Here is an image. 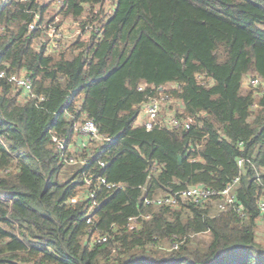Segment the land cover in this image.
Returning <instances> with one entry per match:
<instances>
[{
  "label": "trees",
  "instance_id": "1",
  "mask_svg": "<svg viewBox=\"0 0 264 264\" xmlns=\"http://www.w3.org/2000/svg\"><path fill=\"white\" fill-rule=\"evenodd\" d=\"M50 6L0 0V72L26 76L34 93L0 78V264H264V0H64L55 13L83 34L60 50L45 34ZM251 77L260 85L244 90ZM163 94L146 130L141 107ZM84 113L110 141L69 164ZM235 178L224 210L220 196L145 203Z\"/></svg>",
  "mask_w": 264,
  "mask_h": 264
},
{
  "label": "built area",
  "instance_id": "2",
  "mask_svg": "<svg viewBox=\"0 0 264 264\" xmlns=\"http://www.w3.org/2000/svg\"><path fill=\"white\" fill-rule=\"evenodd\" d=\"M21 2H24L25 0H20ZM51 3V5L56 6V8H61L64 6V0H47ZM96 13V11H95ZM85 18V16H83ZM70 19V18H69ZM40 20L39 13H35L33 17V21L28 25L29 30H34L37 27V23ZM54 20H58L57 18H54L52 22L49 23V25L45 28L47 38L49 39V49L50 50H60L62 48L69 47V43L72 40H75L77 37L82 36L83 31L79 28V23L77 24V27L71 28H65L64 22L66 19H64V22L57 26V22ZM72 20V19H71ZM63 21V20H61ZM76 22V21H75ZM92 27L87 26L85 28L86 31L91 30ZM40 45V44H39ZM0 78H6L9 82H11L16 88H19L22 90V96L24 99L34 97V93L32 90V83L31 81L24 75H10L7 76L4 71L0 72ZM260 79L258 77H251L247 79V84L251 87H256L260 85ZM170 98L163 94L159 98H152L147 100L143 103L141 107L140 117H139V123L142 125L146 130H151L159 120V116L162 110V105L169 102ZM164 123L168 127L172 128H178V127H185L186 129L190 126V120H186L184 122L174 118H166L164 120ZM75 130L83 140V142L80 144V147L73 148V155L68 158L69 164H76L77 162L83 160H80L77 158L79 154L82 153L83 149H86V144H90L91 142H103L110 139L103 137L99 134L97 127L95 126L94 122L87 116V114L82 115V122L78 125H76ZM53 141L56 143L57 148L60 150H64L67 144V140L64 137H57L53 136ZM88 149V148H87ZM79 157V156H78ZM241 161H239V164ZM103 165V163H100ZM238 178H235L231 183H229L222 191L217 192L211 189L204 188L201 185H195L192 187H189L188 189L181 191L177 194L168 196V197H162V198H154L151 200H145V203L147 204H156L158 206H164V205H176L178 203L179 199H189L192 200L194 203H201L210 200L214 196H220L222 198L221 203L219 204V208L221 210H224L227 205H232L235 201V197L233 194V190L237 184ZM101 185L105 186L106 189L111 190L116 187H118L115 184L107 183L104 178H100L98 181ZM85 185L87 188L91 185V179L85 178ZM88 199L89 201V207H88V214L86 218V224L91 225L93 221V212L95 211L97 207V203L95 202V192L90 190L88 191ZM78 200V197H73L70 199V203H76ZM258 209L260 215L264 218V200H260L258 203ZM240 212V210H237ZM130 225L129 229H132L134 227V223L136 222L135 219H130ZM96 241L98 243H104L107 241L106 235H98Z\"/></svg>",
  "mask_w": 264,
  "mask_h": 264
},
{
  "label": "rangeland",
  "instance_id": "3",
  "mask_svg": "<svg viewBox=\"0 0 264 264\" xmlns=\"http://www.w3.org/2000/svg\"><path fill=\"white\" fill-rule=\"evenodd\" d=\"M57 11V8H56V6H54V5H51L50 6V9H48V11H47V13H46V17H51L52 15H54V18H57L58 20H54V21H56L58 24L60 23L59 21H61L63 18H61L59 15H57L55 12ZM64 22V20L61 22V24ZM77 24H78V22H75V21H73V20H71V19H66V21L64 22V26L63 27H65V28H71V29H73L74 27H77ZM248 84H245V86H244V90H248V89H251V87L248 85ZM256 89H258V88H256ZM255 89V90H256ZM172 108H175L174 106V103L172 102ZM166 107H165V105L163 104L162 105V112H164V109H165ZM198 239H200V240H203V241H207V240H209L210 239V237H209V235H202V236H199L198 237ZM258 240H259V242L260 243H262L263 245H264V230H262L261 232H259L258 233Z\"/></svg>",
  "mask_w": 264,
  "mask_h": 264
},
{
  "label": "crops",
  "instance_id": "4",
  "mask_svg": "<svg viewBox=\"0 0 264 264\" xmlns=\"http://www.w3.org/2000/svg\"><path fill=\"white\" fill-rule=\"evenodd\" d=\"M262 230H264V218L260 215L259 218L257 219V228H256L257 236L258 233L261 232Z\"/></svg>",
  "mask_w": 264,
  "mask_h": 264
},
{
  "label": "water",
  "instance_id": "5",
  "mask_svg": "<svg viewBox=\"0 0 264 264\" xmlns=\"http://www.w3.org/2000/svg\"><path fill=\"white\" fill-rule=\"evenodd\" d=\"M179 160H180V157H179Z\"/></svg>",
  "mask_w": 264,
  "mask_h": 264
}]
</instances>
